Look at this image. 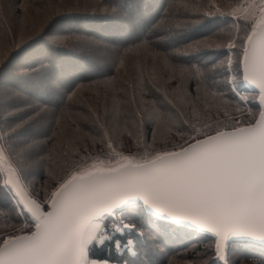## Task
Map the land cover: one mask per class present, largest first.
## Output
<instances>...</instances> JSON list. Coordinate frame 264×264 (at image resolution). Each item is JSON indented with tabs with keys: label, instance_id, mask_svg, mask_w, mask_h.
Instances as JSON below:
<instances>
[{
	"label": "trees",
	"instance_id": "trees-1",
	"mask_svg": "<svg viewBox=\"0 0 264 264\" xmlns=\"http://www.w3.org/2000/svg\"><path fill=\"white\" fill-rule=\"evenodd\" d=\"M259 3L0 0V125L29 191L44 199L76 167L129 153L146 157L254 123L261 105L243 79L242 60ZM173 85L178 98L171 95ZM102 86L111 94L104 96ZM85 90L103 96L97 107L85 99ZM103 99L112 106L106 109ZM8 133H14L10 139ZM3 183L0 172V242L4 232L34 227ZM138 205L123 214L132 231L115 234L133 241L137 255L106 243L93 247L90 259L264 264L259 243L228 239L224 256H218L213 233L172 226Z\"/></svg>",
	"mask_w": 264,
	"mask_h": 264
},
{
	"label": "snow or ice",
	"instance_id": "snow-or-ice-1",
	"mask_svg": "<svg viewBox=\"0 0 264 264\" xmlns=\"http://www.w3.org/2000/svg\"><path fill=\"white\" fill-rule=\"evenodd\" d=\"M258 7L244 41L242 68L244 81L259 89L264 106V0ZM0 172L6 174L3 186L18 196L19 171L3 143ZM137 201L141 211L154 212L172 226L190 225L264 247V110L254 124L217 131L142 162L123 157L115 165L77 169L51 193L47 211L36 200H23L20 207L30 214L34 230L3 239L0 264H101L90 259V252L106 243L135 256L133 241L115 234L132 231L123 214ZM220 250L218 241V256Z\"/></svg>",
	"mask_w": 264,
	"mask_h": 264
},
{
	"label": "rangeland",
	"instance_id": "rangeland-1",
	"mask_svg": "<svg viewBox=\"0 0 264 264\" xmlns=\"http://www.w3.org/2000/svg\"><path fill=\"white\" fill-rule=\"evenodd\" d=\"M258 12H260V10L258 9ZM41 58V56L40 57H38V59H40ZM95 65V64H94ZM96 68H97V66H96ZM159 78V77H158ZM5 84H8V85H12V84H10V82H8V81H5L4 82ZM158 84H159V86H161L162 85V80L159 78V81L157 82ZM13 87H15V86H13ZM50 87V83L48 82L47 84H46V88L44 89V90H41V92L42 93H44L48 88ZM102 87H104V88H101L100 90H101V92H102V94L104 95V96H107L108 95V92H110V94H111V89L110 88H108L107 86H102ZM90 93H95V91L94 90H92V89H90ZM90 93H87L86 92V90H85V94H87L88 96H85V99L88 101V103L89 104H93L95 107H97L98 105H99V100L101 99V98H103V96L100 94V95H92V94H90ZM96 94V93H95ZM171 95L172 96H174V97H176V98H178V97H180V94L178 93V91H177V89H176V87L173 85V86H171ZM103 102H102V104L101 105H103L106 109H107V107L108 106H112V101H110V103H111V105L109 104V103H107V101L105 100V99H103L102 100ZM95 102H97L98 103V105L97 104H95ZM146 108H149V103H148V105L146 106ZM256 122V121H255ZM244 126H246V125H244ZM60 127H58V129H57V133L59 134L60 133ZM230 130V129H229ZM214 134V133H213ZM210 135H212V134H210ZM207 136H209V135H207ZM204 137H206V136H204ZM204 137H201V138H204ZM198 139H200V138H198ZM196 140V139H195ZM194 141V140H193ZM190 142H192V140L191 141H189V142H187L186 144H184V145H182V146H178V147H174V148H171V149H168V150H163V151H159V152H156V153H154V154H152V155H155V154H157V153H162V152H168V151H176V150H179L181 147H185L187 144H189ZM0 143H3V144H5L4 143V137H3V131H2V127H1V125H0ZM152 155H150V156H146V157H137L135 154H132V153H129V154H124V155H122V156H119V157H117L115 160H113V161H110V162H105V161H102V160H99V161H95V162H93L92 164H90V165H88V166H86V167H90V166H92V165H96V166H104V165H109V164H111V165H115L118 161L119 162H122V158L123 157H130V158H134V162H142V160L144 159V158H150ZM12 160V159H11ZM13 162V161H12ZM14 164V163H13ZM14 166H15V164H14ZM15 168H16V166H15ZM80 168H85V167H76V168H74L71 172H68L67 173V175L62 179V181H60V183H62L63 182V180L64 179H66L69 175H71L74 171H76L77 169H80ZM17 169V168H16ZM2 173V172H1ZM2 175H3V182H4V179H6V174L5 173H2ZM20 176V175H19ZM21 179V178H20ZM21 182H22V180H21ZM60 183H58V184H56L55 186H54V188H53V190L49 193V195L46 197V198H44V199H39V198H37L31 191H29V189L27 188V186L22 182L21 183V185L20 186H22L24 189H25V191H27L28 192V194H29V196H31L33 199H35L37 202H39V203H41L42 205H44V207H45V209H47L48 208V206H47V204H46V201L50 198V195H51V193L53 192V191H55V189L56 188H58L59 187V185H60ZM12 193V192H11ZM14 196V195H13ZM14 200H15V202L17 203V205L20 207V204H21V202H20V199L18 198V196H14ZM20 209H21V207H20ZM25 210V209H24ZM33 229H34V227H33ZM33 229L31 230V231H24V232H21V233H19V234H15V235H22V234H25V233H31L32 231H33ZM8 236H14V235H11L9 232H4L3 233V238H2V240L3 239H5V238H7ZM227 240L228 239H225L222 243H220L221 244V250H220V255L221 256H224V254H225V248H226V242H227ZM2 242V241H1ZM98 262H101V264H106L104 261H98Z\"/></svg>",
	"mask_w": 264,
	"mask_h": 264
},
{
	"label": "water",
	"instance_id": "water-1",
	"mask_svg": "<svg viewBox=\"0 0 264 264\" xmlns=\"http://www.w3.org/2000/svg\"><path fill=\"white\" fill-rule=\"evenodd\" d=\"M246 82V81H245ZM246 84H247V86H248V88L250 89V90H252V91H254V92H257L258 93V95H259V89L258 88H256L254 85H252V84H250L249 82H246ZM258 99H259V97H258ZM261 110H264V106H261ZM257 119H259V116L257 117ZM256 119V120H257ZM255 123V122H254ZM254 123H252V124H254ZM247 126V125H246ZM230 130H232V129H230ZM230 130H224V131H230ZM215 134V133H214ZM214 134H212V135H214ZM207 137V136H206ZM206 137H204V138H200V139H205ZM195 142V140L194 141H192V142H190V143H194ZM189 143V144H190ZM188 146V144L185 146V147H187ZM18 198L20 199V202H22L23 200H27V199H31V200H35V199H33L31 196H29V194H28V192L27 191H25V189L22 187V186H20L19 187V195H18ZM137 202H140V201H137ZM137 202H133V203H137ZM142 203V202H141ZM48 210V208L47 209H45V211H47ZM26 211V210H25ZM149 213H152V214H154V215H156V216H158L157 214H155L154 212H151V211H148ZM30 215V214H29ZM158 217H160V218H163V219H165L164 217H161V216H158ZM166 220V219H165ZM187 226H190V225H187ZM191 227V226H190ZM198 229V228H197ZM34 230V229H33ZM200 230V229H199ZM202 231H206V230H202ZM208 232H210V231H208ZM211 233H213V232H211ZM25 234H30V233H25ZM214 234V233H213ZM22 235H24V234H22ZM215 235V234H214ZM216 236V235H215ZM216 238H217V242L219 241V243H222L225 239H221V238H219V237H217L216 236Z\"/></svg>",
	"mask_w": 264,
	"mask_h": 264
}]
</instances>
